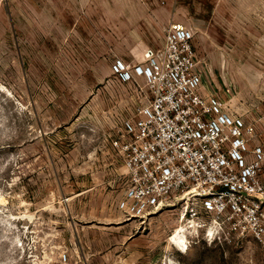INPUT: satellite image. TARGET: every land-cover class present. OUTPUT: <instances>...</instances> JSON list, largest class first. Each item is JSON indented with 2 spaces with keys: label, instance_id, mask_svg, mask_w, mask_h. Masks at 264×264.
Instances as JSON below:
<instances>
[{
  "label": "rangeland",
  "instance_id": "1",
  "mask_svg": "<svg viewBox=\"0 0 264 264\" xmlns=\"http://www.w3.org/2000/svg\"><path fill=\"white\" fill-rule=\"evenodd\" d=\"M171 24L194 32L205 88L264 145V0H0V264H264L252 238L209 244L186 199L121 205L108 114L130 86L114 65L162 49Z\"/></svg>",
  "mask_w": 264,
  "mask_h": 264
},
{
  "label": "built area",
  "instance_id": "2",
  "mask_svg": "<svg viewBox=\"0 0 264 264\" xmlns=\"http://www.w3.org/2000/svg\"><path fill=\"white\" fill-rule=\"evenodd\" d=\"M114 74L130 86L108 114L130 182L122 207L142 216L186 199L184 218L211 226L213 242L252 238L264 250V148L251 146L255 125L205 88L194 32L169 25L162 49L117 60Z\"/></svg>",
  "mask_w": 264,
  "mask_h": 264
},
{
  "label": "clouds",
  "instance_id": "3",
  "mask_svg": "<svg viewBox=\"0 0 264 264\" xmlns=\"http://www.w3.org/2000/svg\"><path fill=\"white\" fill-rule=\"evenodd\" d=\"M198 235V233H196ZM217 233L212 230V227L209 226L208 229L205 232V238L208 241L209 244L212 243V241L216 238ZM170 245L175 246L179 251L181 252H187L189 241L187 239V235H183L177 238H174L170 241ZM171 250V248H170Z\"/></svg>",
  "mask_w": 264,
  "mask_h": 264
},
{
  "label": "crops",
  "instance_id": "4",
  "mask_svg": "<svg viewBox=\"0 0 264 264\" xmlns=\"http://www.w3.org/2000/svg\"><path fill=\"white\" fill-rule=\"evenodd\" d=\"M257 139V136H256V138L253 140V142H252V144H251V146L252 147H256V146H262L263 148H264V145L261 143V142H259L258 140H256ZM263 179H264V171H263Z\"/></svg>",
  "mask_w": 264,
  "mask_h": 264
},
{
  "label": "bare ground",
  "instance_id": "5",
  "mask_svg": "<svg viewBox=\"0 0 264 264\" xmlns=\"http://www.w3.org/2000/svg\"><path fill=\"white\" fill-rule=\"evenodd\" d=\"M180 236H183V235L176 234V235L174 236V238H177V237H180ZM174 238H173V239H174Z\"/></svg>",
  "mask_w": 264,
  "mask_h": 264
}]
</instances>
